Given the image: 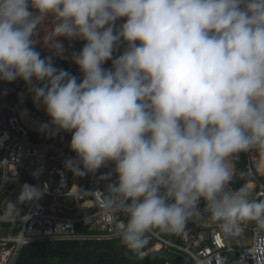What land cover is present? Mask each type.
Listing matches in <instances>:
<instances>
[{
	"label": "clouds",
	"instance_id": "1",
	"mask_svg": "<svg viewBox=\"0 0 264 264\" xmlns=\"http://www.w3.org/2000/svg\"><path fill=\"white\" fill-rule=\"evenodd\" d=\"M50 14L43 44L56 55L58 37L86 41L72 56L82 81L36 50ZM17 79L51 118L42 129L72 133L67 170L114 163L102 208L126 218L115 232L137 258L150 232L179 234L190 221L226 236L252 221L264 230V200L230 187L238 153L264 158V0H0V80ZM42 195L25 184L17 201Z\"/></svg>",
	"mask_w": 264,
	"mask_h": 264
},
{
	"label": "built area",
	"instance_id": "2",
	"mask_svg": "<svg viewBox=\"0 0 264 264\" xmlns=\"http://www.w3.org/2000/svg\"><path fill=\"white\" fill-rule=\"evenodd\" d=\"M118 23L124 22L118 20ZM23 100L10 101L6 90L0 91V264H17L22 249L32 243L119 239L115 224L126 218L118 215L109 219L102 208L108 179L101 177L110 167H115L114 163L95 173L75 176L65 168L67 159H76L70 141L62 136L52 141H37L33 137L36 134L21 123L20 110L48 125L49 121L26 110ZM34 104L38 112L48 116L43 106L40 109ZM258 157L254 150L238 153L233 160V178L247 177L245 185L251 184L252 197L264 200V176L257 171ZM238 160H242L244 167L240 172ZM25 184L39 188L43 193L41 199L19 204L17 198ZM230 187L238 190L232 182ZM9 202L17 204L12 214L7 210ZM205 206L206 202L201 200V211ZM81 226L88 232L79 233ZM242 228L249 236L250 245L238 248L231 245L235 236H226L218 223L207 219L188 222L179 234L153 230L148 234L153 246L143 257L166 253L179 256L182 264H264V230H258L254 221L243 224Z\"/></svg>",
	"mask_w": 264,
	"mask_h": 264
},
{
	"label": "trees",
	"instance_id": "3",
	"mask_svg": "<svg viewBox=\"0 0 264 264\" xmlns=\"http://www.w3.org/2000/svg\"><path fill=\"white\" fill-rule=\"evenodd\" d=\"M30 11H34L29 6ZM47 19L48 23H44L37 28L39 39L41 35H45V30H51L53 26L54 17L50 14ZM125 22V19H121ZM121 25L117 24V27ZM57 40L63 45L64 52L62 55H56L54 50H50L43 44L36 45V50L40 52L41 58L48 56L52 57V62L58 69L68 71L73 76L78 78V82L82 81L83 73L78 65L72 59L73 53H79L86 41L82 39H68L65 37H58ZM76 40V41H75ZM139 43V42H137ZM127 47L126 42H122L120 48L114 52L113 58L118 57L123 53ZM105 69L112 67V61L108 60L104 63ZM33 84H37L33 80ZM27 83L22 79H17L14 82H6L0 80V91L6 90V96L10 101L17 102L20 100L19 94L25 90ZM37 86H42L38 84ZM33 93L31 96L33 97ZM22 106L32 112L33 114L48 119L51 126V118L38 112L31 97H27L22 101ZM57 136H63L71 141L72 133L61 131L56 135L51 133L45 135H33L37 141H52ZM238 171L244 170L242 160L237 161ZM248 181V178L240 175L239 178H233L232 184L236 189L241 188ZM79 233H87L88 229L81 226L78 228ZM153 246L152 242L148 241L144 253ZM121 248V254L119 249ZM17 264H182V259L179 256H171L166 253H151L142 259L137 258L131 253L126 246L122 245L120 239H113L108 241H95V240H61V241H45L26 245L17 260Z\"/></svg>",
	"mask_w": 264,
	"mask_h": 264
},
{
	"label": "water",
	"instance_id": "4",
	"mask_svg": "<svg viewBox=\"0 0 264 264\" xmlns=\"http://www.w3.org/2000/svg\"><path fill=\"white\" fill-rule=\"evenodd\" d=\"M48 22H49V19H46L45 23H48ZM19 118H20L21 123L33 134L44 135L50 132L48 130L42 129V125L47 124V123L40 120L39 118L32 115L31 113L26 112L25 110H20ZM49 128H51V126H49ZM121 248L122 247H120L119 249L120 254H121Z\"/></svg>",
	"mask_w": 264,
	"mask_h": 264
},
{
	"label": "rangeland",
	"instance_id": "5",
	"mask_svg": "<svg viewBox=\"0 0 264 264\" xmlns=\"http://www.w3.org/2000/svg\"><path fill=\"white\" fill-rule=\"evenodd\" d=\"M43 37H44V34L41 35V38H40L41 41H43ZM29 89H30V86L27 85V87L25 88V90L22 91V92L19 94V96H20V100H23V99H25V98H27V97H31V98H32V96H31V93H32V92H31ZM114 168H115V167H110V168H109V171H108V173H109V172H113V175H114V179H113V181H115V180L117 179V176H116V174H115L114 171H113ZM248 239H249V236H248L247 232L242 231L239 235L235 236V239L232 241L231 245H232L234 248L248 246V245H250V243L247 242Z\"/></svg>",
	"mask_w": 264,
	"mask_h": 264
},
{
	"label": "bare ground",
	"instance_id": "6",
	"mask_svg": "<svg viewBox=\"0 0 264 264\" xmlns=\"http://www.w3.org/2000/svg\"><path fill=\"white\" fill-rule=\"evenodd\" d=\"M262 159H264V158L258 157L256 159L258 162L257 171L260 173V175L264 176V162H262ZM248 187L250 188L251 184H249Z\"/></svg>",
	"mask_w": 264,
	"mask_h": 264
},
{
	"label": "crops",
	"instance_id": "7",
	"mask_svg": "<svg viewBox=\"0 0 264 264\" xmlns=\"http://www.w3.org/2000/svg\"><path fill=\"white\" fill-rule=\"evenodd\" d=\"M39 108L40 109H42V106H40L39 105ZM63 137V136H62ZM65 138V137H64ZM67 139V138H66ZM61 140H63L62 138H61ZM67 140H69V139H67ZM64 141V140H63ZM70 141V140H69ZM113 178H114V175L113 176H111V178L110 179H108L107 181H106V184H107V186L110 184V183H114L115 181H113Z\"/></svg>",
	"mask_w": 264,
	"mask_h": 264
}]
</instances>
